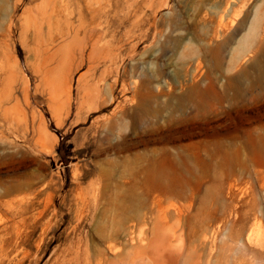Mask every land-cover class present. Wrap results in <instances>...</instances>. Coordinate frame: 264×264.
<instances>
[{
    "label": "rangeland",
    "instance_id": "374dc122",
    "mask_svg": "<svg viewBox=\"0 0 264 264\" xmlns=\"http://www.w3.org/2000/svg\"><path fill=\"white\" fill-rule=\"evenodd\" d=\"M41 2L0 0V264H74L77 235L81 263L87 243L90 264L130 263L93 222L73 232L75 179L172 180L151 196L190 207L189 229L222 225L221 240L264 223V0H108L101 21L72 0L83 28L60 53L64 17L26 19ZM211 191L215 209L200 199ZM246 246L264 264V238Z\"/></svg>",
    "mask_w": 264,
    "mask_h": 264
},
{
    "label": "bare ground",
    "instance_id": "6f19581e",
    "mask_svg": "<svg viewBox=\"0 0 264 264\" xmlns=\"http://www.w3.org/2000/svg\"><path fill=\"white\" fill-rule=\"evenodd\" d=\"M107 6L108 0H87L88 9L91 13H93L95 17L99 19V21L106 17L108 11ZM36 12L38 14L34 13L31 16L30 13L33 12L31 10H27L26 13L30 16H28L26 19H28L30 24L33 23L32 21H34L38 26L40 25L39 19L42 23H47L50 26L51 18L58 16L64 17V20L66 22V26L64 27L65 29H62L58 32V35L63 39L64 44L61 46V43H56V53H60L62 48L69 44V42L66 43L67 38H70L73 32H80V29L83 28L82 25H80L77 30L72 27V22L70 21V19L75 13V10L72 8V0H42V2L37 5ZM79 13L82 14V11H79ZM33 16L34 18L32 20ZM41 28L42 25H40V29ZM55 42L56 39H52V43ZM96 45L97 41H94L92 43V49L89 53L90 57L92 56ZM51 48L52 47H50V44L46 43L45 45H43L42 51L50 54ZM54 56V54H50L46 57H43L44 59H42L44 60L43 68L47 73L50 74L52 70L47 69V63ZM8 77L9 75H7V78ZM57 83V87H68V82L65 81V79L59 78L56 84ZM1 102H3V100L0 95V103ZM4 110L6 111V109ZM94 180L93 182H89L88 184H84L82 181H80V179L74 180V186L72 189V209L74 217V224L72 226L73 232L77 233L83 223L88 224L91 229L92 225H90V223L93 222V225L97 226V233L100 234V237H97V241L99 240V244L101 246L106 244V249H108V251H112L114 257H116V260L121 255L122 258H124L123 256H126L131 264H143V262L145 261H147L149 264H247V242H251L256 239L257 242L261 243L264 238V223L258 219L254 221V227H251V229H249L246 224L241 227L239 232L235 231L234 228H232L231 230L229 229L230 232L228 236L226 238H223L222 240L219 236V234H221L219 232L220 230H222V225L221 227L220 225L216 227L210 226L211 228L208 226L205 229L203 228L204 230H202L201 232H198L200 228L198 230L189 229L187 226L189 217L194 215L193 210L190 207H180L179 203L176 202L177 204H179L177 205L173 202L174 200L172 202L168 201V198L166 197V199L165 196L164 198L159 195H155L153 197L151 196L154 191L159 192L160 190L162 191V189L172 190V180L164 181L163 179H106L107 181L104 184L100 182L94 184ZM181 182L185 181L183 180ZM196 189L198 190V192L202 191L203 185L201 182L198 183ZM212 191L216 192L215 190ZM212 191L205 192L204 197L201 196L200 199H205L206 202L210 203L209 205L213 209H215V205L211 202L215 200L214 197L216 196H214L215 193H213ZM166 194L168 193L166 192ZM196 195L198 196V194ZM197 199L199 200V198ZM192 203L193 202L191 201V205ZM196 205L198 206L197 202ZM195 209L196 208H194V210ZM223 209L222 212L224 211ZM230 212L233 211L231 210ZM199 213H202L201 208L196 210L195 212V214ZM237 214L239 213L236 211V215ZM199 217L201 218V216ZM244 220H242V223ZM206 222L207 221H204L202 223L206 224ZM237 222L239 223V220ZM198 224L200 225V223ZM230 224L232 225V223ZM235 226L237 225L235 224ZM99 228L101 229L98 230ZM77 236L74 238V245L72 244L74 246V249L72 247V249L74 250V264H90L91 254H89L88 243L86 244V251L88 254L87 259L86 261L81 263L82 260H80V258L84 257H80V250L84 238H82L81 240V238H78ZM120 237H123L125 239V242H127V244H124L125 248H122L126 250L129 246L128 252H123V250L120 251L112 242ZM218 237H220V239ZM238 241L242 243L243 248H241V246L239 247L242 249L239 250L242 251V253H238L240 256L236 259L235 255L238 256L236 249L237 245L235 246L234 244H236ZM97 253H99V251ZM94 260L95 259H93V261ZM118 260H120V263L121 259ZM121 263L123 264V262Z\"/></svg>",
    "mask_w": 264,
    "mask_h": 264
}]
</instances>
